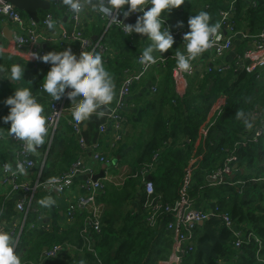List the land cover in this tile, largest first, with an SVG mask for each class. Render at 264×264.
Wrapping results in <instances>:
<instances>
[{"label":"trees","instance_id":"obj_1","mask_svg":"<svg viewBox=\"0 0 264 264\" xmlns=\"http://www.w3.org/2000/svg\"><path fill=\"white\" fill-rule=\"evenodd\" d=\"M231 1L210 0L207 12L212 17L211 22L220 21V11L225 10ZM52 11L41 13L46 15ZM21 14L28 17L23 12ZM234 21L238 30H247L251 36L260 33L264 27V0H237ZM101 33L106 39L112 40V46L116 48L117 58L104 64L113 81L120 84L125 77L124 73L131 71L129 67L132 61L140 54L142 35H128L114 26L109 30L104 27ZM247 43L245 41L242 47L246 49ZM164 67L166 69L161 74L162 87L155 99L147 102L148 109L140 111L148 114L150 134L129 155H125L128 145L121 146L117 153L119 157L116 155V159L122 156V160L129 164L131 174L121 187L108 184L107 191L102 195L101 200L105 205L103 226L101 233L92 234L91 240L101 263L87 250L86 242L81 238L83 220L80 228L77 225L70 228V232L62 234L58 231L38 235L24 232L22 240L25 237L26 242L33 247L32 254L36 255L34 259L38 258L44 248L70 244L75 240L84 254L85 264H158L165 261L173 244L172 233L167 229L172 216L163 209L155 224L149 223V211L144 207L145 186L140 175L141 169L153 162L156 153H160L156 169L148 176L152 178L155 193L161 196L164 205H174L178 201L189 164L192 159L198 158L190 189L195 207L204 211H214L218 207L221 213L231 216L245 239L248 233H253L264 247V183L250 182L264 177V141H251L246 146H237L252 134L253 129H245L235 117L240 109L253 113L264 111V71H231L227 75L207 72L195 75L189 79L184 97H178L173 82L174 60H166ZM155 78L152 76L150 81ZM8 96L5 82H0V111L6 108L4 100ZM45 96L50 99L47 93ZM104 120L103 117L93 115L80 125L82 128L87 125L86 131H89L95 128L93 124L98 127ZM138 121L141 122V119L138 118ZM202 130L207 132L205 137L201 135ZM63 144L59 140L55 145L53 143L49 156L57 153ZM66 150L60 165L69 163L70 169L80 149L78 145H70ZM231 155L237 156L235 163H238L240 172L235 180L212 186L209 176L221 168ZM48 168L49 160L44 168V179L55 174ZM1 203L0 197V206ZM11 208L9 205V210L1 218H10L14 214ZM196 231L195 247L185 258L184 264H264L257 259V243L244 240L242 249H236L234 241L237 238L218 217L210 218L199 225ZM36 246L40 250H35Z\"/></svg>","mask_w":264,"mask_h":264},{"label":"built area","instance_id":"obj_2","mask_svg":"<svg viewBox=\"0 0 264 264\" xmlns=\"http://www.w3.org/2000/svg\"><path fill=\"white\" fill-rule=\"evenodd\" d=\"M52 2L60 3V0H52ZM236 2L237 0H232L230 5L225 9L220 11V30L219 39L216 40L214 46L208 49L207 54L211 55V65L207 68L206 73L217 72L222 75H227L229 72H246L255 73L264 71V27L257 35H249L247 30L237 29L236 22L234 21L236 13ZM254 5H256L254 3ZM124 10H127L125 8ZM69 19L72 23V30L68 32L62 29L60 36L55 39V42L60 48H67L68 45L73 44L76 47V55L79 57L80 53L83 51L98 53L102 56L103 61L107 63L113 58V51L110 46L105 41V35L92 37L86 34L85 24H86V8L79 15L72 14L68 9ZM16 7L12 4L7 3L4 0H0V16L5 17L8 20L17 22L21 25H27L25 17L22 16ZM141 13H134L129 17L138 16ZM101 17L106 22V30H109L113 26L120 27L124 33H127L123 28L124 16L122 11H118L114 15L117 20L109 18L100 14ZM127 17V18H129ZM52 21L55 25V17L52 14L46 15V17L41 20L40 24L45 28H48L45 21ZM38 24L30 19L28 28H22V32L13 38V44L17 50H19L22 55L31 58L34 69H39L45 63L37 59L38 56H42L47 53V51L42 47L40 41L42 39V34L38 30ZM165 27H169L171 34L174 37L175 42L183 41V35L189 31L188 27L182 28H172L170 24L166 21ZM248 41L247 47L241 54H236L239 50L241 42ZM3 47L0 46V49ZM234 52L232 61H229V54ZM203 53V54H204ZM139 57H137V65L139 70L137 72L127 71L124 79L119 85V101L116 106H108L103 109L105 111V120L99 127V137H102L108 127L113 130V139L109 147L111 153L109 155L106 152L101 151L100 145L96 140L94 143L89 144L84 135V131L81 125H75L70 121V126L72 128V135L76 139L79 145V153L73 165L67 171L55 176L58 178L59 182L62 184L65 178H70L71 183L63 186L62 190L59 192L64 194L71 187L76 184V181L81 180L78 184V198L72 201L67 210V222L69 225L75 222L78 213H83L85 215L84 228L81 232V238L84 239L87 245V250L93 254L99 263L97 253L95 252L91 240L92 234H99L102 230V215L104 213L105 205L99 199L105 194L108 187V177L104 173V177L94 181V177L100 173L98 169L99 165H109L111 163V154L115 153L121 142L124 140L125 133L128 131V120L122 114L123 109V99L131 95L132 89L137 85L141 79L153 68L155 65L144 66L139 63ZM199 58V57H198ZM197 58V59H198ZM196 59V60H197ZM196 60L193 61V68L191 72L188 73H177L175 68L173 70V82L175 93L178 97H184L188 90L189 79L196 75L195 64ZM163 60H158L157 62H162ZM40 88V92H42ZM67 91L65 97L59 101H51L48 105L47 113L45 117L47 119L46 127L48 129L47 135L45 137L46 146L50 149L54 143L57 132L60 130L62 121L68 113H71V104H68ZM153 92H157V87H153ZM36 99H38L36 97ZM221 105V104H220ZM254 114L257 115L255 120V128L252 134L246 136L243 141H241L237 146H246L249 142L259 143L264 141V111H257ZM10 139L17 145V151L15 155V163L12 166L13 171H5L4 165H2L0 171V186L4 187L9 194L20 193L23 198L18 201L16 209L18 213L23 216L22 220L15 222L10 229H2L8 231L16 240V250L19 248V244L22 240V235L28 230L34 228L33 225H27V216L31 210L32 203L34 202L35 195L38 191V184L33 185L29 181L23 180L24 176L29 175L33 170H37L38 181L43 179L44 175V162L39 166L35 160V153L26 152L23 142L15 140L13 137H6L0 135V140ZM90 155L91 160L87 161L86 156ZM160 153H156L153 157V162L148 166L141 169L140 175L142 177L146 200L144 207L149 211L148 221L151 225H154L160 212L164 211L172 216V219L167 225V229L172 233L173 244L169 257L165 261H161L158 264H184L185 258L193 251L196 239H197V227L201 223H205L212 217H218L222 219L225 226L234 234L237 238L234 241V247L236 249H242L243 241L247 243H252L253 241L257 243L258 250L256 252L257 259L264 263L263 256V244L262 241L253 233H248L247 238L243 236L233 219L228 213H221L219 208L216 207L214 211H204L200 208L197 209L194 205V200L190 196V189L193 180V173L196 170V165L199 161L198 158L191 160L187 174L185 176L184 182L180 189V198L174 205H164L161 196L156 195L154 184L149 180V173L156 169V164ZM237 161V156H228L224 165L214 171L209 176V181L211 185L216 187L225 182V179H229L232 175L240 172V168ZM17 162L24 163L27 174H14L15 164ZM11 165V164H10ZM38 168L40 170H38ZM252 181H258L264 183V177L258 179H252ZM41 186L47 188L45 182L40 183ZM234 185V184H233ZM71 248L70 244L55 245L52 248L44 250V258L54 259L57 258L64 249Z\"/></svg>","mask_w":264,"mask_h":264},{"label":"crops","instance_id":"obj_3","mask_svg":"<svg viewBox=\"0 0 264 264\" xmlns=\"http://www.w3.org/2000/svg\"><path fill=\"white\" fill-rule=\"evenodd\" d=\"M51 3V9H53L52 12L47 13L52 14L56 22L58 23L54 29L45 28L42 23L38 24L37 28L39 32L42 34V39L40 41V44L42 47L48 52L52 51H63L67 48H71L73 53H76V47L73 44L68 45L67 48H60L59 45L55 42V39L60 36L62 29L67 30L70 32L72 30V23L69 19L68 11L65 6H63L61 3ZM209 3L210 0H194L193 2H190V0H185L184 4L181 5L179 9H173L171 13L167 15L166 21L170 24L172 28H182L179 26L178 22H183V27H188L187 21L190 16L198 14L200 11H207L209 10ZM127 8V6L125 7ZM86 34L93 39L96 37L102 36L101 33L102 29L106 26V22L102 20L100 13L94 12L91 10V7H86ZM193 13V15H192ZM46 15H43L41 11L39 12V16L41 20H43ZM164 14L162 13V16ZM25 21L27 25H21L17 22L11 21L6 19L5 17L0 16V46L3 48L0 49V68H3L5 71V76L2 77L4 74L0 75V77L4 79H0V82H5V88L6 93L8 95H12L15 91V88L17 87H31L33 91V95L37 97V101L41 103L44 107V115L47 113L50 99H46L44 90L40 92V87L43 81L44 76L47 74L48 70L50 69L49 64L42 65L39 69L33 68V62L30 57L22 55V53L17 50L13 44V41H10L6 38V35H13V38H15L16 35L20 34L22 32V28H28L30 23V18L25 17ZM117 27V26H114ZM112 28V27H111ZM110 28V29H111ZM121 29L120 27H117ZM5 29H8V32L5 34ZM123 31V30H122ZM124 32V31H123ZM132 35V34H131ZM105 41L110 46V48L113 51V59H116V48L115 46H112V40L106 39ZM141 46H140V54H142V51L144 48H146L150 41L147 39L146 36H142L140 38ZM245 41L241 42V45L239 47V50L236 54H240V52L245 49L242 47L243 43ZM183 41L181 42H175L173 45V48L168 50V52L163 54V61L157 62L153 68L141 79V81L135 86L134 91L129 95L128 97L123 99V109L122 114L127 118L128 120V127L127 132L125 133L124 140L121 142L120 147L123 145H128L127 153L125 152V155H129L130 152H133V148L135 146H139L143 143L150 134V127L149 124H147L148 120V114L140 112L142 109H148L146 104L148 101L155 99V96L158 94L161 85V74L165 71L166 67V60L168 59H174L175 60V50L181 47V51H183ZM138 55V56H139ZM235 55L234 52L230 53L228 58L229 61H232L233 56ZM137 56V57H138ZM136 59L132 61L131 71L137 72L139 70V66L137 65ZM158 61V60H157ZM211 55L204 53L202 54L197 60L195 64L196 69V75L205 74L207 68L211 65ZM13 63H20L24 65L25 67V75H24V82H11L7 80V72L10 69V66ZM175 63V61H174ZM160 64V65H158ZM157 65V66H156ZM163 65V66H162ZM127 72V71H126ZM126 72L124 73L123 77L125 76ZM152 76H155V80L150 81V78ZM27 84V83H29ZM146 83V85H145ZM115 84V98L113 103L110 106H116L117 102L119 101V85L117 82L114 81ZM157 87V92H153V87ZM36 92V94H34ZM40 93V96L38 97V94ZM71 104V103H70ZM157 110V109H156ZM147 111V110H146ZM215 110H213V113ZM9 112V108L6 107L3 111H0V117L6 116ZM140 112V113H139ZM212 113V115H213ZM210 116V118L212 117ZM138 118L141 119V122L138 121ZM70 121H72L71 113H68L65 118L62 121V125L60 130L57 132L55 140H59V142H63L64 144L59 148L58 152L53 154L51 157L49 156L50 149L46 146V140L45 144L41 146L38 150V152L35 153V160L40 166L44 160L45 164H47V161L49 160V168L48 170L55 173L54 177L58 174H61V172L67 170L69 168V163L60 165L61 160L66 155L67 150L66 147L70 145H78L76 139L72 135V128L70 126ZM149 123V121H148ZM93 124V123H92ZM101 124V123H100ZM99 124V125H100ZM82 126V125H81ZM10 127V124H3L0 122V128H3L4 130H0V135L2 136H8L7 131ZM93 127H95L92 130L86 131L88 128L87 125L83 126V131L85 132L84 135L86 137V140L89 144L94 143L96 140L98 141L101 151L106 152L108 155L111 153L109 147L111 145L112 139H113V130L111 127L107 128L106 133L99 137V127L97 125L93 124ZM206 131L202 130L201 135L206 136ZM54 140V145L55 141ZM75 141V142H74ZM58 143V142H57ZM76 143V144H75ZM53 146V145H52ZM79 147V145H78ZM119 147V149H120ZM17 145L11 141L10 139L6 140H0V171L3 164H11L12 166L15 163V155L17 151ZM119 149L111 154V163L109 165H99L98 169L101 170L105 168V175L108 177V184H111L113 186L121 187L125 184L126 179L131 174V168L129 164L122 160L121 158L116 159V155L118 156ZM75 153V151H74ZM50 157V158H48ZM110 157V155H109ZM116 159V160H115ZM86 160L90 161V155L88 154L86 156ZM73 163V162H72ZM71 163V164H72ZM38 170H40L38 168ZM122 173V174H120ZM53 177V176H52ZM49 178V177H48ZM43 179L41 181H38L37 177V170H33L29 173V175L24 176L22 179L29 181L33 185L38 184V191L35 195L34 202L32 203L31 210L28 213L27 216V225H33L34 228L32 230L26 231L27 232H34L36 235L42 233V232H54L58 231L60 234L70 232V228L72 227H81V221L85 219V215L83 213H78L75 219V222L71 225L67 222V210L69 204L76 200L78 198V184L81 182V180L76 181V184L71 187L67 192L64 194H61L59 192H48L47 188L44 186H41V182H46L48 179ZM51 195L55 201L56 206L52 209H45L41 207L38 204V201L45 197ZM0 197L2 199V203L0 206V229H10L11 226L17 222L18 220H22L23 216H21L17 209V203L23 198V195L20 193L16 194H9L8 191L0 186ZM102 199V198H101ZM101 199H99L102 203H104ZM9 205L12 206L11 210H13V215L10 218L3 217L1 218V215L5 213V211L9 210ZM84 216V217H83ZM84 226L81 227L80 234L83 230ZM23 236V235H22ZM73 243L70 242L71 248L64 249L60 255L57 258L54 259H47L44 258V248L37 259H34L36 255L32 254L33 247L26 242V238L24 237L23 240H21V243L19 244V248L16 250V254L21 258L22 264H80L81 260L84 261V254L82 253L81 248L77 245V241L73 240ZM69 243V242H68ZM35 250H40L37 246L35 247ZM85 264V263H84Z\"/></svg>","mask_w":264,"mask_h":264},{"label":"clouds","instance_id":"obj_4","mask_svg":"<svg viewBox=\"0 0 264 264\" xmlns=\"http://www.w3.org/2000/svg\"><path fill=\"white\" fill-rule=\"evenodd\" d=\"M185 0H60L72 14L79 15L86 7L109 18L117 20L114 15L122 11L124 18L134 13H141L134 24H124V30L131 34L146 36L150 41L139 57V63L150 66L163 60V54L173 48L175 43L169 27H165L167 15L173 9H179ZM127 6V10H124ZM147 9V10H146ZM162 13L164 14L162 16ZM212 17L207 11H200L190 16L187 24L189 31L183 35V51L181 47L175 50V71L183 74L192 71L193 61L208 49L212 48L219 39V22H211ZM49 29L56 25L45 21ZM183 27V22H178ZM41 62L49 64L50 69L44 76L41 87L53 101L65 97L71 102V118L75 125L88 121L93 115L98 118L105 116L103 109L110 106L115 98V84L110 72L106 69L100 54L83 51L79 57L71 48L63 51H52L38 56ZM0 73L5 76V71L0 68ZM25 67L20 63H13L7 72V80L12 83L24 82ZM0 77V79H4ZM25 83V82H24ZM29 85V83H27ZM4 105L9 108L6 116L0 117V122L10 124L7 131L8 137L23 142L28 153H36L45 144L47 135V119L44 107L33 95L31 87H17L12 95L4 100ZM239 120L247 130L255 128L257 115L253 112L240 109L236 112ZM0 130H4L0 128ZM5 171H13L12 165L5 164ZM14 174H27V169L22 162L15 164ZM48 192H60L63 186L71 183L70 178H65L61 184L57 177L46 180ZM45 209L56 206L55 199L45 196L38 201ZM16 240L5 230L0 229V264H22L21 258L15 252ZM80 264H84L81 260Z\"/></svg>","mask_w":264,"mask_h":264},{"label":"water","instance_id":"obj_5","mask_svg":"<svg viewBox=\"0 0 264 264\" xmlns=\"http://www.w3.org/2000/svg\"><path fill=\"white\" fill-rule=\"evenodd\" d=\"M7 3L12 4L16 7L20 12L25 13L30 19L35 21L37 24L41 22V18L39 16L40 11H49L51 9V3L49 0H4ZM147 10V9H146ZM141 15V14H140ZM137 16L129 17L124 19L123 24H134L136 22ZM8 32V29H5V34ZM6 38L10 41H13V35H6ZM2 75V73H0ZM46 164L44 162L43 167L45 168ZM105 168L101 170V172L94 177V181H97L100 178L104 177ZM237 174L232 175L229 179H225V182L235 180ZM151 180V177H148ZM200 225H203L201 223Z\"/></svg>","mask_w":264,"mask_h":264},{"label":"rangeland","instance_id":"obj_6","mask_svg":"<svg viewBox=\"0 0 264 264\" xmlns=\"http://www.w3.org/2000/svg\"><path fill=\"white\" fill-rule=\"evenodd\" d=\"M50 2H52V0H49ZM102 18V17H101ZM102 20H104L103 18H102ZM105 21V20H104ZM170 60H174L173 58L172 59H170ZM175 61V60H174ZM119 152V151H118ZM120 174H122V173H120ZM192 182H193V180H192ZM197 208V207H196ZM197 209H199V208H197ZM29 225V224H28Z\"/></svg>","mask_w":264,"mask_h":264},{"label":"bare ground","instance_id":"obj_7","mask_svg":"<svg viewBox=\"0 0 264 264\" xmlns=\"http://www.w3.org/2000/svg\"><path fill=\"white\" fill-rule=\"evenodd\" d=\"M150 177V176H149ZM152 179V178H151Z\"/></svg>","mask_w":264,"mask_h":264}]
</instances>
